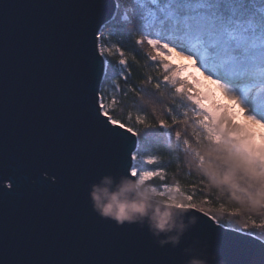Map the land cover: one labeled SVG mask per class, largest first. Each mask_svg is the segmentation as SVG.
Here are the masks:
<instances>
[{
  "label": "snow or ice",
  "instance_id": "obj_1",
  "mask_svg": "<svg viewBox=\"0 0 264 264\" xmlns=\"http://www.w3.org/2000/svg\"><path fill=\"white\" fill-rule=\"evenodd\" d=\"M122 4L0 5V264H264V223L233 226L205 207L209 199L196 202V184L191 194L179 184L148 187L167 175L163 159L148 154L156 152L150 139L174 138L202 178L231 194L230 218L264 216V132H255L264 129V0ZM128 42L146 43L147 59L162 69L144 81L155 102L164 89L171 94L160 115L137 114L135 124L130 111L115 113L118 92L150 104L143 86L129 85L138 61L134 52L127 59ZM174 56L193 61L232 106L181 79L185 69L168 62ZM103 177L136 181L195 223L173 247L146 222L101 218L89 193Z\"/></svg>",
  "mask_w": 264,
  "mask_h": 264
},
{
  "label": "trees",
  "instance_id": "obj_2",
  "mask_svg": "<svg viewBox=\"0 0 264 264\" xmlns=\"http://www.w3.org/2000/svg\"><path fill=\"white\" fill-rule=\"evenodd\" d=\"M127 3L128 1L125 4ZM126 47L129 50L127 53V59L129 60L130 64L133 60V52L135 54V59L138 61V65H131L133 69V75L129 81V85L137 88L143 86L144 93L150 100V104L148 107H145L144 104L139 101L131 92H129L126 96L119 93L118 97L122 101V104L120 106H116L115 108L117 118H126L130 111L133 117L132 121H130L132 124H135V116L137 114L147 113L150 119H155L156 115L161 114V108L167 106L168 101L171 99L170 90L164 89V96L160 99V102L157 103L155 102L157 98L152 95V85L146 84L144 81L146 78L151 77L153 82H155V78L161 75L162 69H160L158 65L153 66V63L147 59V54L150 52V50H148L145 45L136 47L133 43L128 42ZM121 86H124L123 82H121ZM153 109L155 110L154 112L152 111ZM184 110L185 109L182 107L178 110L177 114L179 115ZM187 110L191 111L190 108ZM164 118L168 117L165 115ZM178 127L183 128L184 126L180 125ZM188 133L189 135L187 138H189L191 142L190 127L188 129ZM149 144L150 147H156V152H149L148 154H155L163 159L164 170L167 174L165 181L162 182L156 179L153 180L151 184L156 186H163L165 184L175 186L179 184L181 191L185 194H191L194 190L192 185L196 184V202L201 203L203 199H209L211 203L205 207L211 209V211L218 215H222L224 220L231 219L233 226L239 228L242 227L245 222H248L249 225H251L252 220H255L257 223H264V216H259L255 213L237 216L238 218H230L226 214L227 211H231L234 207H237L236 202L231 198V194L226 190H222L216 185L210 184L206 177L202 178V174L198 170L191 156L185 155L182 150H177L174 138L173 141L168 142L163 137H154L150 139ZM220 205L224 206L226 210L225 213H220ZM261 231H264V229H261Z\"/></svg>",
  "mask_w": 264,
  "mask_h": 264
},
{
  "label": "clouds",
  "instance_id": "obj_3",
  "mask_svg": "<svg viewBox=\"0 0 264 264\" xmlns=\"http://www.w3.org/2000/svg\"><path fill=\"white\" fill-rule=\"evenodd\" d=\"M89 197L94 211L101 218L112 220L118 225L146 222L155 237H166L163 240L158 239L161 246H177L183 233L195 223L191 220L189 224H185L183 214L178 208L152 196L146 187L126 177H121L119 182L114 181L112 177H103L99 184L92 185ZM188 264L208 262L193 258Z\"/></svg>",
  "mask_w": 264,
  "mask_h": 264
},
{
  "label": "rangeland",
  "instance_id": "obj_4",
  "mask_svg": "<svg viewBox=\"0 0 264 264\" xmlns=\"http://www.w3.org/2000/svg\"><path fill=\"white\" fill-rule=\"evenodd\" d=\"M128 1V0H127ZM126 0H123V4H125L126 2H127ZM123 4H122V7H123ZM145 46H146V48H148V50H150L151 51V49L147 46V44L145 43L144 44ZM114 58V60L115 59H118V56H114L113 57ZM170 64H172V65H174L175 67H177V68H184L185 69V71L183 72V73H181V79H186L187 80V82L189 83V84H191V86L196 90V91H198V92H209L210 93V91L208 90V88H206L202 83H201V81L196 77V74H195V71H193V69H191L192 67H188V66H183V65H181V64H179L178 62H177V60L174 58V57H172V59L170 60V61H168ZM196 81H198L199 82V84H197L196 83ZM109 94L110 95H112L113 93H112V90H111V88H109ZM115 95H119V92L118 93H115ZM212 101H214L215 103H217V104H223V105H225V106H229V107H231L232 105H231V102L228 100V99H220V100H216V98H215V100H214V98L212 99ZM211 102V101H210ZM147 167H150V166H147ZM169 187H175V186H170V185H168ZM148 187H156V188H158V190H163V187H164V185L163 186H156V185H153V184H149L148 185ZM170 195H174V196H178V194L177 193H175V192H172V193H169ZM236 218H238V217H236ZM240 218V217H239Z\"/></svg>",
  "mask_w": 264,
  "mask_h": 264
},
{
  "label": "bare ground",
  "instance_id": "obj_5",
  "mask_svg": "<svg viewBox=\"0 0 264 264\" xmlns=\"http://www.w3.org/2000/svg\"><path fill=\"white\" fill-rule=\"evenodd\" d=\"M174 58L177 60V62L183 66L192 67L193 71H195L196 77L201 81V83L208 88L210 91L211 98L215 100H222L227 99V97L223 96L220 90L213 84L210 83L209 80L205 79L203 75L199 71L196 70L193 61L189 60L187 57L184 56H174ZM256 134L259 136L261 132H264V130L260 129L258 126L255 128Z\"/></svg>",
  "mask_w": 264,
  "mask_h": 264
},
{
  "label": "water",
  "instance_id": "obj_6",
  "mask_svg": "<svg viewBox=\"0 0 264 264\" xmlns=\"http://www.w3.org/2000/svg\"><path fill=\"white\" fill-rule=\"evenodd\" d=\"M6 2H12V0H0V5H3ZM31 2L34 3H59L62 2V0H31ZM182 247H186V243H182Z\"/></svg>",
  "mask_w": 264,
  "mask_h": 264
}]
</instances>
